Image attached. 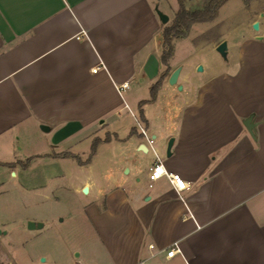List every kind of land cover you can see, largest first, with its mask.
<instances>
[{
	"label": "crops",
	"instance_id": "obj_1",
	"mask_svg": "<svg viewBox=\"0 0 264 264\" xmlns=\"http://www.w3.org/2000/svg\"><path fill=\"white\" fill-rule=\"evenodd\" d=\"M166 1L0 0V165L53 155L88 168L76 189L93 192L85 211L98 239L76 264H264V4L247 22L256 34L215 39L226 65L198 85L180 71L172 85L170 57L156 96L135 94L142 127L120 138L113 124L130 84L151 88L166 70L156 13ZM142 104L159 108V126ZM112 139L108 158L127 180L92 172ZM156 160L187 187L166 175L149 186ZM173 242L181 253L167 256Z\"/></svg>",
	"mask_w": 264,
	"mask_h": 264
},
{
	"label": "rangeland",
	"instance_id": "obj_2",
	"mask_svg": "<svg viewBox=\"0 0 264 264\" xmlns=\"http://www.w3.org/2000/svg\"><path fill=\"white\" fill-rule=\"evenodd\" d=\"M166 3L168 6L161 11L169 16L165 24L169 25L179 6L177 0ZM262 4L264 0H226L214 19L193 23L186 36L174 39L170 63L181 67V73L188 72L189 84L202 83L212 70L227 64L214 48L215 39L233 33L256 34L257 30L247 22ZM184 5L190 10L203 6L201 0H186ZM198 66L202 69L198 70ZM135 94L148 98L150 87L131 83L123 92L127 106L119 118L112 115L120 138L127 136L132 125L138 130L142 127ZM142 108L151 122L159 126V108L149 104H142ZM115 144L112 139L101 146L100 159L92 172L97 176L104 168L127 180L129 173L125 169L120 173V167L115 168L108 158L116 154ZM87 172V167L81 169L74 160L53 155L35 156L25 168L0 165V264H76V252H92L98 237L89 225L85 207L93 192L76 189ZM29 220L42 222L43 226L28 228ZM71 250H75L73 255Z\"/></svg>",
	"mask_w": 264,
	"mask_h": 264
},
{
	"label": "trees",
	"instance_id": "obj_3",
	"mask_svg": "<svg viewBox=\"0 0 264 264\" xmlns=\"http://www.w3.org/2000/svg\"><path fill=\"white\" fill-rule=\"evenodd\" d=\"M225 1L226 0H205L201 8L190 10L185 7L184 0H177L179 8L175 13L174 19L171 24L164 25L162 31L163 49L160 58L161 63L166 67V70L161 74L159 79L154 82L151 86V99L156 96L162 78L167 74L169 70L167 65L169 58L173 53L174 39L186 36L190 30L191 25L195 22H203L214 19L217 15L219 7ZM140 115L142 116L141 110Z\"/></svg>",
	"mask_w": 264,
	"mask_h": 264
},
{
	"label": "built area",
	"instance_id": "obj_4",
	"mask_svg": "<svg viewBox=\"0 0 264 264\" xmlns=\"http://www.w3.org/2000/svg\"><path fill=\"white\" fill-rule=\"evenodd\" d=\"M98 69H99V66H95L92 68V71H97ZM127 87H128V83L123 82L118 86V89L121 90ZM141 132L143 135H146V132L143 128H141ZM147 140L149 143H152L154 138L151 136H148ZM163 175H166L168 177L170 183L177 191H182L187 187L186 182L183 180V178L178 173L167 172L159 160L154 161V163L151 165L149 169V172H148L149 186L152 185V182L158 180ZM148 247L152 249L154 246L153 244H149ZM176 253L180 254L181 250L178 246V243L173 242L170 248L167 250L166 255L172 256L173 254H176ZM140 263L141 262H138L137 264H140Z\"/></svg>",
	"mask_w": 264,
	"mask_h": 264
},
{
	"label": "water",
	"instance_id": "obj_5",
	"mask_svg": "<svg viewBox=\"0 0 264 264\" xmlns=\"http://www.w3.org/2000/svg\"><path fill=\"white\" fill-rule=\"evenodd\" d=\"M156 13L160 19V21L163 23V24H166L169 20V17L167 14L163 13L162 11L156 9ZM252 27L254 29H257L258 28V22L255 21L253 24H252ZM216 50L219 52V54L224 58L226 59L227 58V44H226V41L225 40H222L221 42H219L216 46ZM198 70H201L202 67L201 66H198L197 67ZM181 70V67H176L174 70H172V72L170 73L169 77H168V82L169 84H176L177 83V78H178V75H179V72ZM178 89H181V85L178 84ZM243 124L244 126L246 127V129L248 130V132L253 136L254 132H253V124H251L250 122V119H246L243 121ZM42 129L44 130H47L48 127L45 126V125H41L40 126ZM172 142H173V138H170L168 143H167V147H166V156H169L171 154V146H172ZM141 150H145V148L141 147ZM88 191V188L87 186H84L82 188V192L84 193H87ZM43 226V223L42 222H35V221H31L29 220L28 221V228H40Z\"/></svg>",
	"mask_w": 264,
	"mask_h": 264
}]
</instances>
